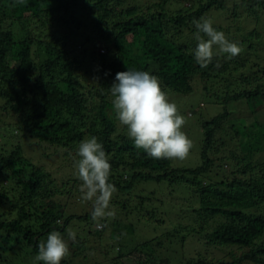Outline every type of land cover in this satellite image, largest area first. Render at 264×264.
<instances>
[{
    "label": "trees",
    "instance_id": "16d2710c",
    "mask_svg": "<svg viewBox=\"0 0 264 264\" xmlns=\"http://www.w3.org/2000/svg\"><path fill=\"white\" fill-rule=\"evenodd\" d=\"M242 4L249 19L264 22L259 15L264 0ZM222 12H229L227 0H0V113L14 118V124L0 121L4 144L0 180L16 181L9 190L2 185L0 189V258L6 253L3 241L37 255L49 232L67 235L72 220L93 221L92 209L65 218L60 205L44 204L45 196L55 195L47 184H53L54 176L27 160L25 143L34 139L61 147L75 161L76 146L95 136L113 159L110 182L118 192L111 201L115 221H100L105 227L95 228L89 236L94 233L102 239L110 227L112 239L130 235L124 228L135 232V223H144L154 234L156 227L149 220H134V213L144 215L148 209L134 204L132 198L150 184L163 189L165 185L180 192L190 208H172L168 218L173 228L162 238L146 237L130 249L119 247L124 259L134 254L138 264H171V259L158 255L169 244L190 247L196 259H188L187 264H215L203 258L211 246H233L246 251L231 253V262L223 264H264V213L254 214L264 207V123L243 125L232 119L230 110L240 100L253 114L264 105V39L255 29L244 33L240 27L234 30L213 23L238 42L242 52L229 59L214 47L212 63L200 68L193 55L197 41L192 21L212 20ZM231 18L238 20L239 15L233 13ZM78 47L87 56L84 61L76 54ZM79 64L91 68L85 72L93 80L89 93L77 73ZM127 69L149 71L168 93L187 96L199 83L214 104L223 105V112L202 123L195 167L151 158L134 146L126 126L118 131L109 89L116 74ZM11 144L10 151L7 145ZM223 148L229 153L218 157V162L212 153ZM125 154L128 159L121 172L112 164ZM75 175L74 181L81 185ZM61 264L73 263L65 258Z\"/></svg>",
    "mask_w": 264,
    "mask_h": 264
},
{
    "label": "rangeland",
    "instance_id": "374dc122",
    "mask_svg": "<svg viewBox=\"0 0 264 264\" xmlns=\"http://www.w3.org/2000/svg\"><path fill=\"white\" fill-rule=\"evenodd\" d=\"M252 1L254 0H227L229 12L225 14L223 12L216 13V16H212V22L214 24H221L224 27H232L234 30L237 27H240L241 30L244 31V33L254 31L255 29L262 34V37L264 39V22L261 20V22L256 23L254 22V19H249V15L247 12L248 10L244 6V4H242V2L252 4ZM173 3H175V1ZM235 4L237 6H235ZM185 5H188V1L185 2ZM233 13H237L239 15L238 20L231 18ZM259 15L264 20V10H259ZM32 23L33 22L27 25L26 28L30 29L32 27ZM224 33H226V31H224ZM214 47L216 48V46ZM81 52V47H78L76 54L78 56L80 55L79 58L84 61L87 56H85V54L83 55V53ZM98 52L103 53L104 51L100 49L98 50ZM262 62L264 64V59H262ZM87 69L88 68H86V66H84L83 64H79L77 70L80 79L86 85L87 89L85 93H89V89L93 83L90 73L87 72L85 74ZM90 69L88 70L91 72ZM202 87L203 86L199 83H195L194 92L187 96L179 95L173 92L168 93L171 101L177 104L180 113L186 117L187 122L183 126L182 131H184L187 134L188 138L193 142V147L186 159L173 160L175 166L193 168L197 165L199 161L198 159L200 158V145L202 142V123L212 119L214 116L218 115L224 110L223 105L214 104L212 102L211 97L203 91ZM230 110H232L231 112L233 114L232 119L235 120L237 118L236 121L240 120L243 125L250 124L253 121L257 120L261 123H264V105L258 107L256 109V114H253L247 102L245 100H240L233 102ZM0 121H5L6 124H14V118L12 117V115H6L3 112L0 113ZM118 124V131L123 132L122 130L125 126L121 125L120 122ZM35 141L36 140L34 139H30L25 143L24 149L25 156L28 158L27 160H31L34 164L39 165L41 168L45 169L48 172H51L54 176L53 184H49L50 182H48L47 184L49 189H52L55 192V195H50L51 198L45 196L43 199L44 204L56 203L57 205H60L62 207L61 210L65 214V218L69 216L84 215L85 213L90 212V210L92 209L91 202L82 201L80 192L81 185L80 183H76L74 181L76 170L73 165V157L66 156L61 147L41 143L39 144ZM234 141L237 142L238 138H236V140L234 139ZM14 143L16 144L17 142ZM2 145L4 144L0 143V147ZM13 145L14 144H11L10 146L7 145V149L11 151V149H13ZM78 146H76V151L78 150ZM8 152L3 151L2 154H6ZM227 153H229V151L223 148L219 153L216 151L215 153L213 152L212 156L218 159L217 161L220 162V159L218 157L225 156ZM124 156L125 157L123 159H119V161H115L114 164H112V166L114 165L121 172L125 169L123 163H127L126 161L128 159L127 154H125ZM112 161L113 159L109 160V162ZM225 167H227V165H225ZM15 184L16 181L10 182L7 179H1L0 189L2 188V185L7 187V189L9 190V187H12ZM140 191H142V189H139L136 194H134L138 197L135 198V196H133L132 201L136 205L144 204L145 208L148 209L150 216L147 215L149 214L147 211L144 215L134 213L133 218L136 221L138 217H140V221L149 220V223L151 222V224L156 227L154 234L152 233L153 231L150 227L143 226L145 225L144 223H135V232H133V230H128L126 227L124 228L125 231H127L130 235L122 234L120 237L112 239L111 233L112 231H114V229L110 227L103 235L102 239H99L94 233L89 236L90 231H95V228L97 229L96 222H85L79 219H74L71 221L68 227V232L74 231L76 233V242L72 243L71 241H69L70 255L66 258L69 259V261H71L73 264H138V256H134L133 254L131 256L132 259L126 260L123 258V255H120L119 247L122 246L125 250L127 246V248L130 249L133 245L143 243L145 239H147L146 237H151V239L153 237L162 238L172 231V222L168 218L172 214V208L173 210L178 211L181 208H190V203L184 200L182 194L180 192L172 190L171 188H169V186L165 187L164 185L163 189V187L157 186L156 184H150L147 189L142 192ZM40 202H37V206H40ZM262 213H264V207L259 208L257 213L256 211L254 212V214L256 215ZM12 218H14V216L9 217V219ZM114 219L115 216L107 218L106 221L108 223H113L115 221ZM63 221H65V219L61 220L60 224L63 223ZM64 236L65 238H67V235ZM134 236L136 237L134 240H132V237ZM46 239L47 237L44 238L43 241H46ZM80 244H82V247H79ZM2 245L6 247V253H1L2 257L0 258L1 260H3V262H1L3 264H8L7 262H9V264L40 263L38 261H35V253L25 252L15 243H4L3 241ZM210 249V253L206 254L203 258H205L206 260L208 259L214 261L215 264H223V261L231 262V253H237L238 255L246 251L245 249H238L233 246L225 248L211 246ZM124 250L122 251V253L124 252ZM158 255L161 257V259H171V264H187L188 259H196V256H194L193 258V253L190 252V247H185L184 249H182L180 246L169 247V244H165V248L160 250Z\"/></svg>",
    "mask_w": 264,
    "mask_h": 264
},
{
    "label": "clouds",
    "instance_id": "9594fccd",
    "mask_svg": "<svg viewBox=\"0 0 264 264\" xmlns=\"http://www.w3.org/2000/svg\"><path fill=\"white\" fill-rule=\"evenodd\" d=\"M192 23L197 41L193 55L200 68H207L212 63L216 54L214 46L229 59L242 52L239 43L231 41L223 31L216 30L210 18L201 17ZM109 90L115 116L121 125L126 126L137 149H142L154 159L184 160L188 157L193 142L182 131L186 117L171 101L157 76L149 71L127 69L116 74ZM76 156L74 167L81 181V199L91 202V219L101 229L105 225L100 221L116 215L111 201L118 189L110 182L109 156L95 136L80 142ZM69 241L76 242L74 231H69L67 238L60 231L49 232L46 241L38 245L35 261L61 264L70 255Z\"/></svg>",
    "mask_w": 264,
    "mask_h": 264
}]
</instances>
